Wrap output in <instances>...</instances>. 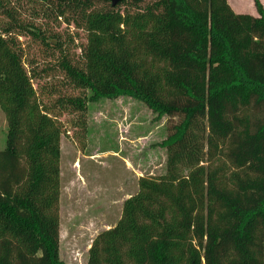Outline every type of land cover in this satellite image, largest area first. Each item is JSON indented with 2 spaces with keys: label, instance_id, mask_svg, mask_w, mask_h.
<instances>
[{
  "label": "trees",
  "instance_id": "16d2710c",
  "mask_svg": "<svg viewBox=\"0 0 264 264\" xmlns=\"http://www.w3.org/2000/svg\"><path fill=\"white\" fill-rule=\"evenodd\" d=\"M40 0L86 34L82 63H59L83 98L62 113L129 97L175 122L166 173L139 180L117 225L93 241L87 264H264V6L236 14L227 0ZM123 2L122 5L131 3ZM103 5V6H102ZM106 5L108 7H106ZM0 0V264L60 259L62 115L27 71L24 28Z\"/></svg>",
  "mask_w": 264,
  "mask_h": 264
},
{
  "label": "rangeland",
  "instance_id": "374dc122",
  "mask_svg": "<svg viewBox=\"0 0 264 264\" xmlns=\"http://www.w3.org/2000/svg\"><path fill=\"white\" fill-rule=\"evenodd\" d=\"M230 1L240 13H256L252 0ZM123 2L117 5L119 11L134 10L132 1ZM11 5L24 28H38L46 38L42 41L24 31L19 42L27 71L36 72L33 85L38 95L62 114L58 118L62 131L60 259L65 264H87L93 241L117 225L124 202L138 193L139 180L166 173L163 143L175 121L158 117L129 97L103 99L86 104L83 112L72 108L62 113L60 101L83 98L85 92L69 85L59 67L58 48L69 53L73 64L82 63L86 34L53 12H44L40 0H11ZM6 138L7 124L0 111V151L6 147Z\"/></svg>",
  "mask_w": 264,
  "mask_h": 264
},
{
  "label": "crops",
  "instance_id": "0c3cea01",
  "mask_svg": "<svg viewBox=\"0 0 264 264\" xmlns=\"http://www.w3.org/2000/svg\"><path fill=\"white\" fill-rule=\"evenodd\" d=\"M228 1V3H229V5L231 6V8L233 9V11L236 13V14H243V13H240V12H238V11H240V8H238L237 6V4L236 3H234V1H233V3L235 4H232V2L230 1V0H227ZM252 2H253V0H252ZM254 3V2H253ZM263 6H264V4H263ZM254 8H255V6H254ZM255 11H256V8H255ZM256 13H257V11H256ZM254 14V13H251V14H247V15H251V16H253V17H258V13L257 14Z\"/></svg>",
  "mask_w": 264,
  "mask_h": 264
},
{
  "label": "water",
  "instance_id": "95a60500",
  "mask_svg": "<svg viewBox=\"0 0 264 264\" xmlns=\"http://www.w3.org/2000/svg\"><path fill=\"white\" fill-rule=\"evenodd\" d=\"M105 1L110 2L112 7H116L118 4H120L124 0H105Z\"/></svg>",
  "mask_w": 264,
  "mask_h": 264
}]
</instances>
